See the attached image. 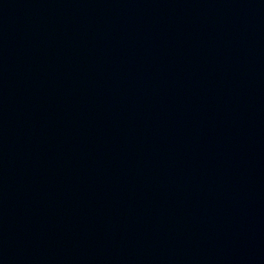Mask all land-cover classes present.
I'll use <instances>...</instances> for the list:
<instances>
[{
  "label": "water",
  "instance_id": "water-1",
  "mask_svg": "<svg viewBox=\"0 0 264 264\" xmlns=\"http://www.w3.org/2000/svg\"><path fill=\"white\" fill-rule=\"evenodd\" d=\"M0 264H264V0H0Z\"/></svg>",
  "mask_w": 264,
  "mask_h": 264
}]
</instances>
